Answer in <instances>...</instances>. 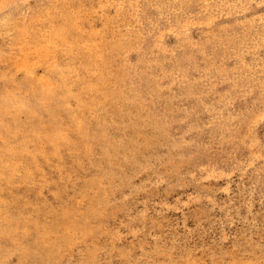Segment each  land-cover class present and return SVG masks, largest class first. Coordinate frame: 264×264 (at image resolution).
Returning <instances> with one entry per match:
<instances>
[{"label": "rangeland", "instance_id": "rangeland-1", "mask_svg": "<svg viewBox=\"0 0 264 264\" xmlns=\"http://www.w3.org/2000/svg\"><path fill=\"white\" fill-rule=\"evenodd\" d=\"M263 21L0 0V264H264Z\"/></svg>", "mask_w": 264, "mask_h": 264}, {"label": "bare ground", "instance_id": "bare-ground-1", "mask_svg": "<svg viewBox=\"0 0 264 264\" xmlns=\"http://www.w3.org/2000/svg\"><path fill=\"white\" fill-rule=\"evenodd\" d=\"M219 2H220V1H219ZM248 2H249V1H248ZM260 2H261V1H260ZM260 2H259V3H260ZM262 4H263V3H262ZM216 7H217V6H216ZM254 9H255V8H254ZM215 11H216V10H215ZM117 19H118V18H117ZM263 22H264V21H263ZM100 79H101V78H100ZM170 89H171V88H170ZM170 102H171V101H170ZM106 158H107V157H106ZM93 159H94V158H93ZM90 161H91V160H90ZM92 161H93V160H92ZM92 163H93V162H92ZM94 163H95V161H94ZM96 163H97V162H96ZM103 163H104V162H103ZM68 164H69V163H68ZM104 164H105V163H104ZM51 165H52V164H51ZM51 165H50V166H51ZM64 165H65V164H64ZM91 165H93V164H91ZM97 165H98V164H97ZM47 166H48V165H47ZM94 166H95V164H94ZM95 168H97V167H95ZM48 169H49V168H48ZM97 169H98V168H97ZM95 170H96V169H95ZM86 171H87V170H86ZM86 173H87V172H86ZM103 174H104V173H103ZM83 175H84V174H83ZM110 185H111V184H110ZM104 194H105V193H104ZM110 196H111V195H110ZM100 197H101V196H100ZM106 198H107V197H106ZM97 199H98V198H97ZM102 201H103V199H102ZM109 201H110V200H109ZM27 202H28V201H27ZM104 202H105V201H104ZM107 203H108V202H107ZM101 205H102V204H101ZM11 207H12V206H11ZM34 207H35V206H34ZM15 208H16V207H15ZM65 209H66V208H65ZM36 210H37V209H36ZM36 210H35V211H36ZM59 210H60V209H59ZM89 210H90V209H89ZM35 211H34V212H35ZM42 211H43V210H42ZM63 211H64V210H63ZM44 212H45V211H44ZM65 212H67V211H65ZM27 213H28V212H27ZM30 213H31V212H30ZM37 213H38V212H37ZM57 213H58V212H57ZM60 213H61V212H60ZM60 213H59V214H60ZM39 214H40V213H39ZM42 214H43V213H42ZM46 214H47V213H46ZM61 214H62V213H61ZM74 214H75V213H74ZM50 215H51V214H50ZM65 215H66V213H65ZM65 215H64V216H65ZM67 215H68V214H67ZM67 215H66V217H67ZM30 216H31V215H29V217H30ZM42 216H43V215H42ZM61 216H62V215H61ZM72 216H73V213H72ZM46 217H47V216H46ZM40 218H41V217H40ZM53 218H54V217H53ZM25 219H26V218H25ZM57 219H58V218H57ZM47 220H48V218H47ZM50 220H51V219H50ZM58 220H59V219H58ZM58 220H57V221H58ZM64 220H65V218H64ZM59 221H60V220H59ZM61 221H62V220H61ZM45 222H46V221H45ZM56 224H58V223L56 222ZM65 224H67V223H65ZM84 224H85V223H84ZM50 226H51V224H50ZM60 226H62V225H60ZM44 228H45V227H44ZM44 228H43V229H44ZM53 228H54V226H53ZM59 228H60V227H59ZM86 228H87V227H86ZM47 230H49V229H47ZM53 230H54V229H53ZM50 232H51V229H50ZM53 232H56V231L54 230ZM49 234H50V233H49ZM54 234H55V233H54ZM58 234H59V233H58ZM44 236H45V235H44ZM46 236L48 237L47 234H46ZM18 237L21 238V236H18ZM29 237L31 238V235H30ZM41 237H42V236H41ZM47 237H46L45 239H47ZM49 237H50V236H49ZM49 237H48V238H49ZM36 238H38V236H37ZM42 238H43V237H42ZM54 238H55V237H54ZM45 239H44V241H46ZM50 239H53V238H50ZM50 239H49V240H50ZM23 241H24V238H23L22 242H23ZM26 241H27V240H26ZM34 241H35V240H34ZM38 241H39V240H38ZM40 241H41V240H40ZM48 243H49V241H48ZM56 243H57V241H56ZM7 244H8V243H7ZM23 244H24V243H23ZM30 244H31V243H28V245H30ZM32 244H33V243H32ZM39 244H40V242H39ZM45 244H47V243L45 242ZM61 244H62V243H61ZM24 245H27V244H24ZM33 245H34V244H33ZM36 245H37V244H36ZM47 245H48V244H47ZM59 245H60V244H57V246H59ZM45 246H46V245H45ZM62 246H63V245H62ZM29 247H30V246H29ZM31 247L34 248V246H31ZM35 247H36V246H35ZM1 248H2V247H1ZM26 248H28V247H26ZM26 248H25V250H26ZM36 248H37V247H36ZM36 248H35V249H36ZM40 248L42 249V248H44V247H40ZM20 249H21V247H20ZM22 249H23V247H22ZM41 249H40V250H41ZM44 249H45V248H44ZM52 249H53V247H52ZM28 250H29V249H28ZM30 250H31V249H30ZM36 250H38V249H36ZM36 250H35V251H36ZM40 250H38V251H40ZM46 250H47V248H46ZM31 251H32V250H31ZM35 251H34V252H35ZM41 251H44V250H41ZM41 251H40V252H41ZM50 251H51V250H50ZM52 251H53V250H52ZM54 251H57V250H54ZM9 252H10V251H9ZM22 252H23V251H22ZM22 252H19V253H22ZM24 252H25V251H24ZM24 252H23V255H24ZM26 252H27V251H26ZM29 252H30V251H29ZM34 252L32 251L33 254H34ZM42 253H44V252H42ZM4 254H5V253H4ZM12 254H13V253H12ZM29 254H31V253H29ZM33 254H32V255H33ZM40 254H41V253H40ZM49 254H50V252H49ZM56 254H57V253H56ZM56 254H55V255H56ZM59 254H60V253H59ZM20 255H21V254H20ZM23 255H22V256H23ZM44 255H45V254H44ZM47 255H48V254H47ZM53 255H54V254H53ZM15 256H16V255H15ZM34 256H35V254H34ZM40 256H42V255H40ZM6 257H7V256H6ZM30 257H31V255H30ZM30 257H29V258H30ZM35 257H37V256H35ZM48 257H49V256H48ZM50 257H51V256H50ZM53 257H54V256H53ZM53 257H52V258H53ZM81 257H82V256H81ZM12 258H13V257H12ZM24 258H25V257H24ZM43 258H44V256H43ZM55 258H56V256H55ZM10 259H11V258H10ZM31 259H33V257H32ZM31 259H30V260H31ZM35 259H36V258H35ZM44 259H45V258H44ZM44 259H43V260H44ZM57 259H58V258H57ZM30 260L27 259L28 262H29ZM33 260H34V259H33ZM33 260H32V261H33ZM41 261H42V260H41ZM41 261H40V262H41ZM44 261H45V260H44ZM48 261H49V258H47L46 262H48ZM53 261H54V260H53ZM18 262H19V264H20L21 261H18ZM33 262H34V261H33ZM33 262H31V264H32ZM35 262L37 263L38 260L35 261ZM40 262H39V264H40ZM50 262H51V261H50ZM50 262H49V263H50ZM82 262H83V261H82ZM23 263H24V262H23ZM42 263H43V261L41 262V264H42ZM56 263H57V262H56ZM21 264H22V263H21ZM26 264H27V262H26Z\"/></svg>", "mask_w": 264, "mask_h": 264}]
</instances>
